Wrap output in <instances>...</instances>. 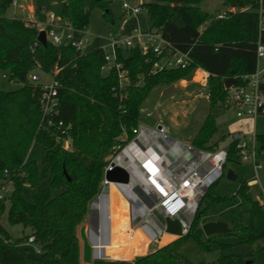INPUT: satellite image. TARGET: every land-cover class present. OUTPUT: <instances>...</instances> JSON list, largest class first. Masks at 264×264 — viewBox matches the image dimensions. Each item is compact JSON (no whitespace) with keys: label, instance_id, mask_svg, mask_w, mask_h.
I'll return each instance as SVG.
<instances>
[{"label":"trees","instance_id":"trees-1","mask_svg":"<svg viewBox=\"0 0 264 264\" xmlns=\"http://www.w3.org/2000/svg\"><path fill=\"white\" fill-rule=\"evenodd\" d=\"M112 1L32 0V6L39 22L45 21V13L54 12L68 19L76 29H84L94 9L102 12L106 22L110 21ZM202 1L142 3L149 31L175 49L188 53L192 64L186 69L151 74L150 65L138 47L119 50V60L130 79L127 97L120 100L112 91L117 86L115 72L106 75L101 72L100 48L77 55L72 47L50 43L43 46L37 40L39 31L35 25L6 15L12 0H0V74L20 85L16 90L0 89V181L5 180L6 170L12 186L9 196L0 201V214L6 210L8 224L30 229L41 251L40 255H33L18 247L28 236L12 240L1 227L0 264H81L76 230L87 220L90 205L101 191L109 157L117 147L136 137L141 105L154 87L189 78L196 68L207 72L209 113L190 145L197 150L215 147L207 144L217 132V115L224 112V81L254 71L256 43L260 37L264 45V31H258V4L252 0H222L223 6L234 11H224L221 19L201 10ZM55 68L59 81L58 120L67 127L66 135L71 141L68 149L40 128L38 88L28 82L30 73L48 74ZM258 141L264 150V135H259ZM33 143L41 147L40 164L27 160ZM232 160L230 154L228 162ZM248 188L242 182L237 193L245 196ZM25 189L30 190L29 200L23 196ZM208 191L182 237L136 262L93 260L91 264H176L182 258L179 249L183 244L191 239L200 241L202 232L198 222L207 212L206 207L200 206ZM104 195L94 205L90 228L96 255L101 241L131 236L133 230L128 201L113 187ZM247 219V225L239 224L230 233H243L242 242L247 245L264 242V204L251 201ZM200 247L201 252H209L205 246ZM132 250L133 245H129L125 255L112 251L110 258L131 259ZM252 263L242 256L228 255L196 264Z\"/></svg>","mask_w":264,"mask_h":264},{"label":"built area","instance_id":"built-area-1","mask_svg":"<svg viewBox=\"0 0 264 264\" xmlns=\"http://www.w3.org/2000/svg\"><path fill=\"white\" fill-rule=\"evenodd\" d=\"M252 1L258 4V31H264V0ZM142 3V0H131V2L123 0L121 3L122 16L135 18L143 11ZM10 6L18 8L21 12L25 11L24 5L18 4V0H12ZM247 9L248 7L243 10ZM11 17L17 18L15 15ZM222 17L223 14L216 15V19ZM22 20L35 25L39 32L44 31L47 43L54 46L72 47L77 55L89 51L91 35L87 28L76 29L68 19L60 14L47 12L45 21L39 22L31 15V12H28ZM95 38L106 42L104 45L96 47L103 51L101 72L103 75L111 71L115 72L117 86L112 88V91L113 95L120 100L127 97L126 88L130 85V79L123 63L119 60V50L138 47L145 57V62L150 65L151 74L186 69L192 64L188 53L175 49L154 32L148 31V34H142L138 27H135L126 37L118 33H108L105 37L95 36ZM144 39L150 43H145ZM194 71L202 73L196 82L207 83L209 77L207 72L200 68H196ZM57 74L58 69L55 68L48 74L39 71L30 73L28 76V82L38 88V106L41 113L40 128L54 135L56 141L60 134L61 136L66 135L67 129L63 122L58 120L59 81L56 79ZM45 76L50 79H44ZM2 78L8 80L6 75H2ZM191 78H194L193 74ZM233 78L234 84L229 89L224 88L226 91L225 111L233 110L236 118L249 119L254 124L259 116L264 115V45L261 43L260 37L256 43L254 71ZM58 131L60 134L57 133ZM67 137L60 142L62 147L66 146ZM145 137L151 142H144L143 138ZM260 147L258 135L254 131L251 133H244L241 130L234 131L228 134L226 145L214 147L212 150H197L190 144L180 143L167 136L166 128L162 125H159L156 130L139 125L136 137L126 142L122 147H117L110 157L103 170L102 190L99 195L101 197L109 192L111 186L120 191L127 200V194L134 195L135 201L131 203V225L136 224L145 216V212H141L145 206L154 209L157 205H162L169 212L168 217L181 221L182 231L186 234L202 197L209 187L222 177L230 154H232L233 160L251 164L257 178V173L262 168L256 161ZM173 164H177L174 169L171 168ZM115 167L126 171L128 174L126 183L105 180V174L113 171ZM3 177L5 180L0 181L2 188L11 184L7 180L8 172L6 170L3 171ZM8 196L0 195V201ZM262 203L264 204V194ZM189 211H192L190 220L185 224L181 218ZM1 218L0 215V228H3ZM151 228L155 232L154 239L151 241L155 240L157 234L164 233L162 228L159 232L153 227ZM27 236V239L18 247L27 249L33 255H40L41 251L35 244L34 237L30 234ZM96 256L94 260L108 259L104 255Z\"/></svg>","mask_w":264,"mask_h":264},{"label":"rangeland","instance_id":"rangeland-1","mask_svg":"<svg viewBox=\"0 0 264 264\" xmlns=\"http://www.w3.org/2000/svg\"><path fill=\"white\" fill-rule=\"evenodd\" d=\"M122 1L123 0L112 1L110 6L111 20L108 22L102 17V12L100 10L94 9L91 12L87 26L88 33L91 35V42L88 46V50L100 47L106 43L102 39L95 38V36L105 37L108 33H118L121 36L126 37L135 27H138L142 34H148L149 21L146 12L143 10L136 18L123 17L121 11ZM124 1L131 2V0ZM147 1L148 0H142V2ZM18 4H23L25 11L21 12L18 8L9 6L6 12L8 17L15 15L17 18L23 19L27 12V4L32 5V0H26V3L18 0ZM199 8L212 16L222 14L226 10L234 11V9H228L223 6L222 0H204L199 4ZM144 40L145 43H150L146 41L147 39ZM193 72V79L189 77L183 79V81L180 80L172 84H160L150 91L140 108V126L156 130L159 125H162L166 128V135L170 138L180 143L191 144L192 138L198 132L205 117L209 113L207 83L196 82L202 76V73ZM44 79L49 80L50 78L45 76ZM19 86L20 85L14 81H8L7 79L2 78V75L0 74V89L11 91L18 89ZM223 106L224 110L222 111L224 112L219 113L215 120L218 128L217 132L210 139L207 146L215 145V147H219L226 145L228 143V134L238 130H241L244 133H251L254 131L258 136L264 135V115L259 116L253 124L249 119L236 118L233 110L225 111V103H223ZM66 137V135L59 136L57 141L61 142V140ZM122 139L124 140L125 138L123 137ZM70 143L71 141L69 137H67L66 146L62 147L61 145V147L68 149L71 147ZM40 159L41 147L38 144L33 143L27 160H35L39 163ZM256 161L262 167L257 173V178L255 177L251 164L232 160L225 165L222 177L210 187L205 202L200 206L201 209H204L205 207L207 208L205 216L198 222V228L200 230L201 226L208 222L224 223L228 226L229 230H232L239 224L242 226L247 225V213L250 208V202L259 200L264 194V150L261 147L260 152H258L256 156ZM228 171H232L237 178L235 180L227 179L226 173ZM242 182H245V184L249 186L245 196L237 193ZM43 185L46 186V182H44ZM11 187V184H8L3 188L0 186V195L8 196L12 189ZM136 192H138V189H136ZM23 196L26 200H29L30 190L25 189L23 191ZM211 199H217V201ZM0 215L2 217L3 228L10 235L12 240L30 234V229H24L20 225L13 226L8 224L6 210ZM147 216V213H145V216H143L136 224L131 225V228L133 229L131 236L122 235L115 241H111L110 239L101 241L98 255H100L101 252V255L108 258L107 260L123 261L112 259L110 258V255L112 251H121L123 255H125L129 245H133L132 253L134 255L137 245V229L142 226L150 227V224L147 223ZM81 226H85V231H87L88 234L89 216ZM80 227L76 230L80 251V263L87 264L82 262L81 257L82 241L79 236ZM148 227H144L143 229L151 232ZM160 237L161 235L157 234L155 240L149 243L147 251L143 254L134 255V257L144 256L156 249L158 245L157 241ZM244 238L245 235L243 233L232 232L224 235L206 237L202 232L200 241L191 239L180 247L179 253L182 258L178 260L176 264H196L198 262L210 263L220 256L228 255L242 256L245 261H253L252 264H264V242L247 245L242 242ZM177 239L178 237L166 235L160 243L163 244L167 241H174ZM201 245L205 246L206 249H209V252H201ZM126 262H133V258Z\"/></svg>","mask_w":264,"mask_h":264},{"label":"water","instance_id":"water-1","mask_svg":"<svg viewBox=\"0 0 264 264\" xmlns=\"http://www.w3.org/2000/svg\"><path fill=\"white\" fill-rule=\"evenodd\" d=\"M37 40L43 46L47 44L44 31H40L38 33ZM234 82L235 80L233 77L227 78L224 81V88L229 89L234 84ZM64 174H65V171H64ZM226 177L229 180H235L237 178V176H235L232 171H228L226 173ZM105 180L109 182L126 183L128 181V174L122 168L115 167L113 171L107 172L105 174ZM100 198L101 197L99 195L90 205L88 234H87V231H85V226H81L79 229V236L82 241V256H81L82 262L87 263V264H91L93 260L96 259L97 257L94 252V242L90 236V228H91V225L93 224L94 205L96 202L99 201ZM130 202L133 203V201H130ZM149 229L155 234V232L153 231L151 227H149ZM201 230L206 237H211L215 235H224V234L230 233V230L227 227V225L221 222L205 223L201 226ZM162 231L165 234L174 235L178 238L185 235V233H183L182 231L181 221L177 218L171 219L168 216L164 217L162 220ZM142 258L143 256H135L133 257V262L139 261Z\"/></svg>","mask_w":264,"mask_h":264},{"label":"bare ground","instance_id":"bare-ground-1","mask_svg":"<svg viewBox=\"0 0 264 264\" xmlns=\"http://www.w3.org/2000/svg\"><path fill=\"white\" fill-rule=\"evenodd\" d=\"M143 139H144V142H146V141L151 142L149 139H147V137H145ZM176 166H177V164H173V166L171 168L174 169V168H176ZM204 184L206 185V181L204 182ZM111 187H113V186H111ZM118 192L127 200V198L120 191H118ZM127 196H128V200H127L128 203L130 201H133V202L135 201V196L132 195L131 193L127 194ZM130 207H131V203H129V210H130ZM141 212H143V213L145 212L148 214L147 223L151 224L155 230H158V232L162 228L163 218L169 215V212L162 205H157L154 209H150V208L145 206L144 209L141 210ZM191 213H192V211H189L188 214L186 213L184 216H182L181 220L183 223H185V224L189 223ZM129 216H130V212H129ZM144 227H147V226H142L141 228H139L137 230L141 231ZM144 233H145V235H149V231L145 230ZM150 236H151L150 239L153 240L154 239V233L152 231L150 233ZM171 236H174V235H171ZM165 237H166V235H163V239ZM136 241H137L136 251L139 254L145 253L147 251L149 243L151 242V241H149L147 243L139 234L136 235Z\"/></svg>","mask_w":264,"mask_h":264},{"label":"crops","instance_id":"crops-1","mask_svg":"<svg viewBox=\"0 0 264 264\" xmlns=\"http://www.w3.org/2000/svg\"><path fill=\"white\" fill-rule=\"evenodd\" d=\"M22 2H24V3H26V0H21ZM28 12L30 13L31 12V15H33V17L34 18H36L35 17V15H34V12H33V6L32 5H28L27 4V12H26V14H28ZM140 15V14H139ZM138 16V15H137ZM136 16V17H137ZM135 17V18H136ZM148 31H149V29H148ZM181 81H183V80H181ZM258 183H259V181H258ZM260 184V183H259ZM249 187V186H248ZM104 195V194H103ZM102 195V196H103ZM101 196V197H102ZM104 196H108V195H104ZM261 200H262V196L260 197V199H259V201H260V203H261ZM247 222H248V219H247ZM151 225V224H150ZM151 227H153L152 225H151ZM228 227V226H227ZM146 229H142L141 231L140 230H138V232H137V234H139L147 243L149 242V241H151V239H150V233L151 232H149V235H145V233H144V231H145ZM155 230V229H154ZM147 231V230H146ZM136 234V235H137ZM162 236L158 239V245H157V247H156V249L157 248H160V247H162V246H164V245H166V244H168V243H170V242H172L173 240H170V241H167V242H165V243H160L161 242V240L163 239V235H169V234H165V233H163V234H161ZM136 247H137V245H136ZM102 253L100 252V255H101ZM139 253L135 250V253H134V255H138ZM134 255H133V257H134ZM132 257V258H133ZM115 260H123V261H127V260H129V259H115Z\"/></svg>","mask_w":264,"mask_h":264}]
</instances>
